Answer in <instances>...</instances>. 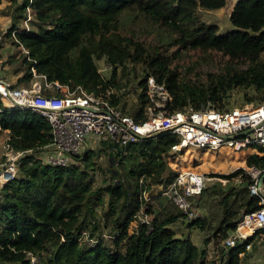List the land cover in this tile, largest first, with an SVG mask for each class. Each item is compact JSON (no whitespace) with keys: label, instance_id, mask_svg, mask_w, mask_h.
Instances as JSON below:
<instances>
[{"label":"trees","instance_id":"16d2710c","mask_svg":"<svg viewBox=\"0 0 264 264\" xmlns=\"http://www.w3.org/2000/svg\"><path fill=\"white\" fill-rule=\"evenodd\" d=\"M227 5L228 0H23L17 8L22 13L20 17L29 8L38 25L35 31L19 30L16 38L29 50L35 63L21 55L23 60L15 69L14 84H31L34 67L48 82L71 88L82 86L89 93H99L120 88L119 68L123 74L128 65H140L145 77L139 82V104L131 112L136 121L147 119L144 112L149 105L146 94L149 77L171 93L173 101L167 106L170 113L188 105L196 108L209 105L222 110L224 98L235 89L252 88L264 95V0H238L230 14L234 29L225 35L220 34L218 26L205 24L197 16L201 9L217 11ZM130 10L137 12L135 18L140 14L168 30L174 37L168 45L177 47L176 51L169 54V47L151 49L122 34L120 16ZM16 30L14 25L7 37L22 52L12 36ZM182 50L220 53L228 62L219 73L208 74L207 84L191 85L181 81L178 71L172 68ZM102 59L112 69L106 81L97 66ZM17 63L11 57L5 65ZM21 71L24 74L19 77ZM3 76H9L4 62ZM110 99L114 106L120 105L118 94ZM4 131L9 132L15 150L33 153L19 161L17 178L1 190V264H31L32 256L37 259L35 264H200L204 254L190 239L176 238L170 228L176 219L156 216L153 207L142 198L143 191L150 192L157 185L167 187L178 175L165 161L178 142L175 135L164 134L127 147L103 142L104 151L118 150L119 165L127 162L130 169L124 180L117 179L111 186L98 188L95 182L101 171L97 164L100 151L88 150L66 167L46 164L41 155L38 157L41 149L52 142V129L45 117L31 111L0 113V134ZM135 157L143 162L135 166ZM207 157V153L196 157L187 150L185 162L193 168L194 160L199 159L205 165L211 160ZM240 157L241 154H235L233 164L245 167V156ZM246 164L262 169L261 150L249 156ZM218 165L224 167L225 163L220 161ZM240 173L243 170L229 177ZM142 178L145 187L140 185ZM251 183L246 176L244 188L238 194L235 188L224 190L223 218L217 229L222 240L237 229L244 215L259 208V199L250 196ZM141 211L148 215L150 225L138 219ZM200 220L193 222V226ZM85 232L95 245L82 239ZM103 232L114 240L115 250L106 244ZM252 240L231 249L228 264H242L240 255L246 254Z\"/></svg>","mask_w":264,"mask_h":264},{"label":"built area","instance_id":"2783aa9c","mask_svg":"<svg viewBox=\"0 0 264 264\" xmlns=\"http://www.w3.org/2000/svg\"><path fill=\"white\" fill-rule=\"evenodd\" d=\"M28 13L30 15L29 8ZM29 31L27 28L26 32ZM17 33L19 30L13 31L12 36L21 46L23 57L35 63L29 50L16 38ZM2 38L0 37V45ZM31 71L34 76L32 87L21 88L3 76V61L0 59V113L31 111L48 119L52 129V142L38 154V157L43 156L46 164L66 167L74 163L76 157L84 156L88 150L103 142L110 141L127 147L164 134L175 135L178 140L171 147L169 155L183 153L191 147L213 152L227 148L234 153L249 149H254L257 153L259 149L264 158V103L231 110H220L209 105L201 108L188 105L183 110L170 113L167 106L173 101L171 93L154 77H149L146 90L150 102L145 114L147 119L136 121L111 103V96L116 94L113 88L105 92L89 93L82 86L71 88L58 82H48L46 76L38 75L34 67ZM99 74L102 76L101 72ZM57 92L63 94L59 96L56 95ZM6 143V153L3 154L5 159L0 165V191L17 178L19 161L25 155L33 153L32 150H15L10 144V137ZM243 170L252 180L248 189L251 197L259 199V208L244 215L237 229L222 241L224 248L230 250L246 244L248 239L264 230V184L259 185L264 167L259 169L252 166ZM213 179L223 182L218 178ZM210 180L212 179L207 175L198 172L179 173L163 191V196L190 223L196 222L202 219L196 208V201ZM140 185L145 187L144 178L140 180ZM148 193H142V198L146 201H149ZM138 219L150 225L149 217L143 211ZM243 230L251 233L245 235ZM82 239L91 245L96 244L86 232ZM248 249L250 245H247ZM36 261L32 256L31 264Z\"/></svg>","mask_w":264,"mask_h":264},{"label":"rangeland","instance_id":"374dc122","mask_svg":"<svg viewBox=\"0 0 264 264\" xmlns=\"http://www.w3.org/2000/svg\"><path fill=\"white\" fill-rule=\"evenodd\" d=\"M23 0H2L0 4V37H3L0 45V59L4 62V68L9 72V76L6 77L13 83L17 80L14 76L15 69L20 67L23 57L22 52L17 46L13 44V41L7 37V33L12 30L13 26H16L17 30L23 31L29 28L30 31L37 29V23L32 15L27 12L23 18L21 12L17 11L18 6ZM237 0H228V5L224 9L217 11H206L199 10L197 16L201 22L208 25H216L220 28V34L225 35L231 32L234 28L230 22V14L234 8V3ZM16 2V3H15ZM136 11H127L120 16L122 22L121 33L125 36H131L135 40L143 43L146 47L154 49L156 47L168 48L169 43L174 39L170 36L168 30L162 29L159 26L145 20L140 14L135 18ZM20 17L17 18L16 17ZM28 26V27H27ZM169 54L176 51L177 47H169ZM13 57L18 61L17 64L10 66L5 65L9 62L10 58ZM228 58L222 56L216 52H201L199 50H187L181 51L178 57L174 59L172 68L176 69L181 76V81L191 85H205L209 82L208 74L219 73L224 66L227 64ZM99 72L102 76L109 80L111 77V66L108 64L106 59L97 61ZM24 73L21 71L20 76ZM18 77V76H17ZM18 77V78H19ZM145 74L143 67L128 65L127 70L121 74V68L118 69V88H114L116 94L120 97L119 107L126 115L133 117L131 112L139 104V95L141 89L139 82L144 79ZM32 84V83H31ZM19 85L21 88H31L32 85ZM263 94L257 93L254 89H235L231 91L222 103V109L231 110L234 108H242L248 105L258 106L262 104ZM252 99V101H249ZM150 105V102H149ZM148 105V106H149ZM145 108V114L147 107ZM220 108V106H217ZM134 118V117H133ZM9 138V133L6 131L0 134V165L4 162L5 145ZM104 146L99 145L92 150L100 151V158L97 162L101 171L97 173L95 186L98 188H106L111 186L116 180H124L126 172H129V165L127 162L119 165V157L117 156L119 151L116 149L104 151ZM191 154L194 156H200L204 153L208 154V160L205 165H202V161L197 159L192 164L193 168H190V163L185 162V155L187 151L180 154H170L166 157L165 161L168 167L174 172H198L207 175L212 180L208 181L205 187V192L196 201V208L199 209L202 220L200 223L193 226L180 211L170 203L166 196H163V191L166 186H155L153 191L158 192V198L161 199L156 215L161 219L168 217H174L176 219L170 228L175 232V236L178 239L187 240L190 239L192 243L197 246L199 251L203 253L200 264H228L230 260V249H225L223 240L218 236L217 229L218 225L223 218V205L221 199L225 195L224 190L235 188V192L238 194L244 183L246 182V173L243 170L248 167L246 160L252 154H256L254 149L245 150L241 153H234L230 149L223 148L221 151H207L199 150L196 148H190ZM229 150V152H224ZM243 153V154H242ZM235 154L241 157L245 156V167L241 165L233 164L235 162ZM243 155V156H242ZM43 158V156H42ZM224 162V167L218 165L219 162ZM143 162L142 158L135 157V166ZM122 166V167H121ZM243 170L244 173H240L236 177L233 176L235 173ZM114 173H117L114 174ZM218 178L223 182L213 179ZM2 192L0 191V198ZM108 197V196H107ZM150 202H148V205ZM155 210V209H154ZM243 211H241L242 213ZM205 222V224H203ZM203 225H205L203 227ZM105 242L111 249L115 250L116 246L114 240L109 237L107 232H103ZM103 238V235H102ZM124 250V246L121 247ZM242 264H264V232L260 231L253 236V240L250 243V249L246 251V254H241ZM1 264V263H0Z\"/></svg>","mask_w":264,"mask_h":264},{"label":"crops","instance_id":"0c3cea01","mask_svg":"<svg viewBox=\"0 0 264 264\" xmlns=\"http://www.w3.org/2000/svg\"><path fill=\"white\" fill-rule=\"evenodd\" d=\"M238 1V0H237ZM237 1H235V2H233L234 3V6H235V4H236V2ZM13 83V82H12ZM255 151V150H254ZM252 155H254V154H252ZM159 186V185H158ZM151 192V191H150ZM150 192L148 193V199H149V201L148 202H150V204L149 205H151L152 207H153V210L154 211H156V209H158V207H159V205L161 204V199L159 200V198H158V192H156V191H153V193L152 194H150ZM156 215H157V211H156Z\"/></svg>","mask_w":264,"mask_h":264},{"label":"water","instance_id":"95a60500","mask_svg":"<svg viewBox=\"0 0 264 264\" xmlns=\"http://www.w3.org/2000/svg\"><path fill=\"white\" fill-rule=\"evenodd\" d=\"M264 184V174L262 175L261 179H260V186H262Z\"/></svg>","mask_w":264,"mask_h":264},{"label":"bare ground","instance_id":"6f19581e","mask_svg":"<svg viewBox=\"0 0 264 264\" xmlns=\"http://www.w3.org/2000/svg\"><path fill=\"white\" fill-rule=\"evenodd\" d=\"M243 233H244L245 235H248V234H250L251 232H250V231H245V230H243Z\"/></svg>","mask_w":264,"mask_h":264}]
</instances>
